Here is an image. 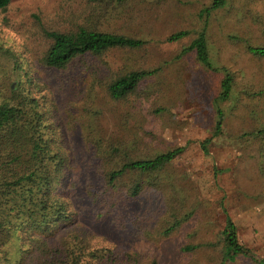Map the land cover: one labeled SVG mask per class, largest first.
<instances>
[{
  "label": "rangeland",
  "instance_id": "rangeland-1",
  "mask_svg": "<svg viewBox=\"0 0 264 264\" xmlns=\"http://www.w3.org/2000/svg\"><path fill=\"white\" fill-rule=\"evenodd\" d=\"M210 2L134 0L131 12L116 14L104 27L146 38L143 48L87 53L62 69L41 61L49 45L43 28L66 30L98 15L94 0H11L0 10V94L11 85L47 100L68 156L58 192L80 210L81 228L92 243L132 252L139 264H260L224 259L227 216L236 222L240 241L264 258V173L260 141L249 135L264 123V57L248 49L264 46V0H227L209 15L211 61L235 75L232 98L220 104L226 113L220 134L215 99L223 73L205 67L194 50L182 54ZM183 29L187 36L166 40ZM154 68L127 98L109 94L108 81L117 74ZM209 137L206 153L201 142ZM111 142L127 144L135 158L186 149L158 173L157 184H147V174L126 172L113 188L117 203L97 205L100 155ZM139 177L146 191L131 199L124 191ZM178 219L181 224L166 232Z\"/></svg>",
  "mask_w": 264,
  "mask_h": 264
},
{
  "label": "trees",
  "instance_id": "trees-1",
  "mask_svg": "<svg viewBox=\"0 0 264 264\" xmlns=\"http://www.w3.org/2000/svg\"><path fill=\"white\" fill-rule=\"evenodd\" d=\"M94 1L92 11L98 15H86L83 23L66 30L43 28L49 45L41 58L42 63L62 69L87 53L101 56L115 48L141 49L145 46L146 38L104 27L116 14L131 12L134 0ZM210 1L199 13L201 28L182 54L194 50L205 67L223 73L215 99V134H220L226 119L220 104L232 98L235 75L230 68L214 65L211 61L207 36L209 15L225 6L227 0ZM10 2L0 0V10H5ZM188 34L189 30H179L166 40H179ZM248 49L252 54L264 57V46H249ZM158 69H126L108 81V92L114 99H125ZM27 82L31 84L32 80ZM22 88L10 85L0 94V264H139V257L136 259L132 252L99 246L84 234L80 210L70 205L62 191L58 192L68 165L59 127L47 107V100L44 103L41 96ZM249 135L260 141L258 155L261 157L260 170L264 173V123ZM211 140L209 137L201 142L206 153ZM185 149L186 146H177L152 156L135 158L127 144L109 143L100 155L103 159L100 158L102 184L98 191L93 192L94 202L105 206L113 201L117 203L113 200V188H117L120 177L126 172L147 174V184H157L158 173ZM144 180V177H139L128 187L124 191L127 197H140L146 191ZM181 222L180 219L175 220L166 232ZM221 235L225 260L232 262L246 257L264 264V258L256 257L251 248L240 241L238 226L231 216L226 217ZM186 249L193 247L187 246ZM153 264L157 263L154 261Z\"/></svg>",
  "mask_w": 264,
  "mask_h": 264
}]
</instances>
